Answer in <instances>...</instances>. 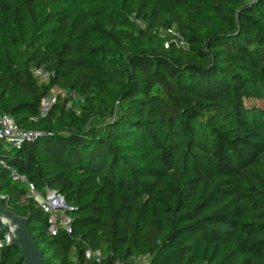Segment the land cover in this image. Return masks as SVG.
<instances>
[{"label":"trees","instance_id":"1","mask_svg":"<svg viewBox=\"0 0 264 264\" xmlns=\"http://www.w3.org/2000/svg\"><path fill=\"white\" fill-rule=\"evenodd\" d=\"M55 85L79 113L40 116ZM3 113L41 135L0 157L73 207L50 233L0 165L49 264H264V0H0ZM20 255L0 246V264Z\"/></svg>","mask_w":264,"mask_h":264},{"label":"built area","instance_id":"2","mask_svg":"<svg viewBox=\"0 0 264 264\" xmlns=\"http://www.w3.org/2000/svg\"><path fill=\"white\" fill-rule=\"evenodd\" d=\"M163 35L170 34L172 39L167 41L165 46L168 47L170 43H174L176 46H185L186 43L179 32L170 28L166 31H162ZM34 73L43 81L49 78V73L40 69H34ZM59 99L66 100L67 107H70L73 102L83 101V98L76 91H68L60 86H53L49 93L44 95L39 104V114L41 117H46L53 106L59 101ZM40 132L26 131L21 129L15 118L8 114H0V139L8 143L11 147H20L25 141L35 140ZM0 165L8 170L9 176L13 182H18L24 185L28 192L26 197L33 199L38 207H40L46 214H48L49 232L57 233L60 228L65 229L69 233L72 232V219L68 214V211L73 209L70 206L64 196L57 190L46 191V194L39 192L35 185L29 181L26 175L19 173L15 168L8 165V163L0 157ZM3 199L2 195H0ZM4 237L0 240V246L4 243H10L11 237L7 233H3ZM87 256H91V251L86 252ZM99 256V253H97ZM131 264H149L148 255L135 256L132 259Z\"/></svg>","mask_w":264,"mask_h":264},{"label":"water","instance_id":"3","mask_svg":"<svg viewBox=\"0 0 264 264\" xmlns=\"http://www.w3.org/2000/svg\"><path fill=\"white\" fill-rule=\"evenodd\" d=\"M0 232L11 237V243L20 247V258L28 264H49L31 234L28 219L7 208L0 196Z\"/></svg>","mask_w":264,"mask_h":264},{"label":"rangeland","instance_id":"4","mask_svg":"<svg viewBox=\"0 0 264 264\" xmlns=\"http://www.w3.org/2000/svg\"><path fill=\"white\" fill-rule=\"evenodd\" d=\"M254 103V102H253ZM252 102L250 103V102H247V104L249 105V106H251V104H253ZM78 103H76V102H73V104L70 106V108H72V109H75V111L77 112V113H79V105H77ZM80 104V103H79ZM258 105H263V102H258L257 103ZM11 148V146L8 144V143H6V142H4L3 143V146L2 147H0V154L1 155H4V156H6V155H8L10 152H9V149Z\"/></svg>","mask_w":264,"mask_h":264}]
</instances>
